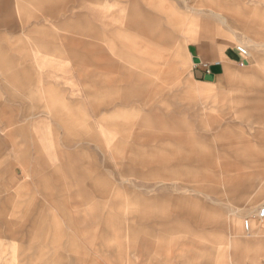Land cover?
<instances>
[{"label":"rangeland","instance_id":"rangeland-1","mask_svg":"<svg viewBox=\"0 0 264 264\" xmlns=\"http://www.w3.org/2000/svg\"><path fill=\"white\" fill-rule=\"evenodd\" d=\"M135 1L32 0L37 32L0 27V264H251L228 242L264 201V0ZM140 12L169 40L149 87ZM223 44L250 65L197 82L190 52Z\"/></svg>","mask_w":264,"mask_h":264},{"label":"crops","instance_id":"crops-1","mask_svg":"<svg viewBox=\"0 0 264 264\" xmlns=\"http://www.w3.org/2000/svg\"><path fill=\"white\" fill-rule=\"evenodd\" d=\"M31 1L32 0H0V12L1 16L3 17L2 21L0 22V27H2L3 31L10 35L12 38H14L15 35L20 32L22 34L27 33L28 36H31L33 32L38 31L37 28H30L28 26V22L25 20V17L22 13V8L26 4H30ZM133 7H139L137 0L135 1V3H133ZM207 12L211 17L219 18V14L215 13L214 11L197 10L198 14H205ZM136 16L137 17L131 18L128 21V25L130 29L133 28L140 37V40L135 42V50L141 53V58H143V61L139 65L141 66L142 74H139L137 77L143 82V84L149 87L151 81L146 79L145 77L148 74L146 64H149L148 62H153V59L157 60L162 58L161 56L163 55V52L160 49L158 50L156 46L158 45V43L167 44V41L169 40H167V36L165 35V33L162 32V28L160 27L157 20L153 21V15H151L149 12H147L146 14L140 12L139 15L136 14ZM13 42H16V40H14ZM72 42L71 40L69 42V39H67L66 46L65 40L61 39L63 48L70 46ZM37 43L42 42L39 41ZM195 48V51L190 53L193 61L195 59H199L201 61L200 64L194 62V64L198 66L194 67L193 69V74L195 75V77H197L196 81L200 83H207L211 85L214 84L219 77L225 75L227 69H230V67L240 62V57L236 51V48L233 50L231 48H227V46L224 44L208 45L207 47L195 46ZM250 63L251 62H248L247 65L249 66ZM207 68L210 69L214 81L202 82V80L205 81V71ZM126 102L128 101L123 100L121 104L123 105ZM1 146L2 145L0 143V148ZM212 156L213 155H208V157L205 156L204 158L196 159L197 165L199 167H206L208 161H210V157ZM231 188L244 191L246 189V185H235L233 187L231 186ZM262 209H264V201L262 202L258 210H254L249 214L250 218H252V232L250 233V235L254 233L253 238L247 241L232 239L230 243L228 242V245L231 247V249L235 250L239 258H246L250 261L251 264H261L260 257L262 256V253H264V219H257V216L259 217V212ZM180 217L194 219V217L190 214H182L180 215Z\"/></svg>","mask_w":264,"mask_h":264},{"label":"built area","instance_id":"built-area-1","mask_svg":"<svg viewBox=\"0 0 264 264\" xmlns=\"http://www.w3.org/2000/svg\"><path fill=\"white\" fill-rule=\"evenodd\" d=\"M236 51L240 57V65L241 66L247 65L248 64V57H249L248 49L244 46H237ZM205 72H206V75H211L210 69L207 68ZM258 218L261 220L264 219V209L261 211V214ZM243 228H244L245 233L247 235H250V233L252 232V221H251V219L247 218L243 221Z\"/></svg>","mask_w":264,"mask_h":264},{"label":"water","instance_id":"water-1","mask_svg":"<svg viewBox=\"0 0 264 264\" xmlns=\"http://www.w3.org/2000/svg\"><path fill=\"white\" fill-rule=\"evenodd\" d=\"M194 62L197 63V64L201 63V61L199 59H195ZM205 81H214V78H213L212 75H206Z\"/></svg>","mask_w":264,"mask_h":264},{"label":"bare ground","instance_id":"bare-ground-1","mask_svg":"<svg viewBox=\"0 0 264 264\" xmlns=\"http://www.w3.org/2000/svg\"><path fill=\"white\" fill-rule=\"evenodd\" d=\"M262 210H263V209H262ZM262 210H261V211H262ZM261 211L259 212V216H260V214H261Z\"/></svg>","mask_w":264,"mask_h":264}]
</instances>
